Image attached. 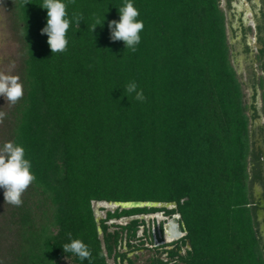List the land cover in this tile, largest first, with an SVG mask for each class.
Listing matches in <instances>:
<instances>
[{"label":"trees","instance_id":"16d2710c","mask_svg":"<svg viewBox=\"0 0 264 264\" xmlns=\"http://www.w3.org/2000/svg\"><path fill=\"white\" fill-rule=\"evenodd\" d=\"M3 2L24 91L4 143L23 146L35 180L21 206L0 214V264H135L128 254L143 249L154 254L141 264H264L250 206V116L220 0H132L144 24L135 51L108 26L126 0H62L68 45L54 54L41 34L44 0ZM134 200L175 207L115 208L95 221L92 202ZM156 211L178 214L185 234L149 248L143 219L109 230L110 219ZM68 233L90 259L64 253Z\"/></svg>","mask_w":264,"mask_h":264},{"label":"clouds","instance_id":"9594fccd","mask_svg":"<svg viewBox=\"0 0 264 264\" xmlns=\"http://www.w3.org/2000/svg\"><path fill=\"white\" fill-rule=\"evenodd\" d=\"M40 7L47 10V24L41 30V34L47 35V43L51 52L54 54L66 51L68 45L66 36L71 23L68 19L66 4L62 0H44ZM118 11L120 19L112 20L108 25L110 37L113 41H123L126 49L135 51L136 45L141 40L140 32L144 28L143 21L137 19L140 13L134 7L132 0H126L124 6L118 8ZM79 20L80 17H77V25H79ZM103 24L101 25L100 21H97L93 25L92 31L95 32L96 27L103 26ZM136 88L137 85L131 83L128 85L127 91L132 93L136 91ZM23 95V85L19 82V77L0 71V96L5 99L6 104L15 105ZM136 99L140 101L145 99L142 91L136 93ZM5 115L3 111H0V123L3 122ZM34 180L31 162L25 158L23 146L11 141L0 146V189H3L5 204L21 206L23 203L21 197ZM176 215L178 214L167 215L172 220V225L177 223L176 219H179V217H175ZM68 236L71 242L63 245L64 253H73L82 261L90 259L91 253L87 245L80 239H71V233H68Z\"/></svg>","mask_w":264,"mask_h":264},{"label":"flooded vegetation","instance_id":"af4514ba","mask_svg":"<svg viewBox=\"0 0 264 264\" xmlns=\"http://www.w3.org/2000/svg\"><path fill=\"white\" fill-rule=\"evenodd\" d=\"M230 61L243 84L251 144V207L264 241V0H220ZM258 177L256 180L255 178Z\"/></svg>","mask_w":264,"mask_h":264},{"label":"rangeland","instance_id":"374dc122","mask_svg":"<svg viewBox=\"0 0 264 264\" xmlns=\"http://www.w3.org/2000/svg\"><path fill=\"white\" fill-rule=\"evenodd\" d=\"M4 0H0V71H3L5 74H11L14 76L19 77V63H20V43H19V37L18 35L12 31L10 28V20H9V14L6 11V8L4 6ZM19 82L20 81L19 77ZM14 108V105L12 104H6L5 99L0 96V111H3L6 115L3 119V122L0 123V146L4 144L6 135H7V126L9 124V113ZM108 205V207H105L104 205ZM95 221L99 223L100 219L105 218L107 211H114L115 207L111 203H104L101 204L99 202H92L91 203ZM6 205L4 201L3 191L0 189V214L2 211H4ZM156 208H163V207H156ZM169 209V208H167ZM167 214L163 213V211H156L154 213H147V214H139L129 217H122L120 219H110L107 221V224L110 225L109 230L112 231L116 229V227L112 225H124L131 219H143L145 222V227H149L151 235H152V242L153 245L150 247L160 246V245H166L171 244L173 240V237L182 236L185 234L184 230H181V233L177 236V224L174 223V230L172 229V223L170 219H168L169 226L165 227L163 223H159L161 218L166 217ZM168 218V216H167ZM97 223V224H98ZM113 223V224H111ZM167 223V222H166ZM101 235V231L99 232ZM143 227H139L137 231V238L140 239L142 237L143 239ZM175 234V235H174ZM137 241H134L136 243ZM171 242V243H169ZM124 244V242H123ZM171 246H165V248H172ZM185 248V247H184ZM184 248L181 249V254L184 253ZM120 251H126V247L121 248ZM154 254V251L152 249H146V250H137L134 252H131L128 254V256L133 259L136 257L135 264H141L149 257H152ZM162 258H166L165 254L162 255ZM62 264H72V261L70 258H64L61 261ZM108 264H114V261L112 258L107 259ZM126 264V263H124Z\"/></svg>","mask_w":264,"mask_h":264},{"label":"water","instance_id":"95a60500","mask_svg":"<svg viewBox=\"0 0 264 264\" xmlns=\"http://www.w3.org/2000/svg\"><path fill=\"white\" fill-rule=\"evenodd\" d=\"M111 203L115 208L120 209H128V208H141V207H163V208H173L175 207L174 202H156V201H115V202H108ZM261 207L264 209V204L261 205ZM98 221V220H96ZM98 223V222H97ZM101 229L98 227V232H100Z\"/></svg>","mask_w":264,"mask_h":264},{"label":"built area","instance_id":"2783aa9c","mask_svg":"<svg viewBox=\"0 0 264 264\" xmlns=\"http://www.w3.org/2000/svg\"><path fill=\"white\" fill-rule=\"evenodd\" d=\"M175 217L177 218V217H179V216L176 215ZM168 219H169V218H167V217L161 218L159 223L162 222L163 225H165V227H167V226H169V223H168L169 220H168ZM170 221H171V223H173L171 219H170ZM166 222H167V223H166ZM176 224H177V223H176ZM178 226H179V225L177 224V228H178ZM171 227H172V229L174 230V225H172ZM177 233H178V234H177V236H178V235L181 233V231L178 229ZM174 235H175V234H174ZM182 236H183V235H182ZM182 236H180V237H182ZM180 237H178V238H180ZM175 239H177V238H176V237H173V240H172V241H174ZM172 241H171V242H172ZM169 243H170V242H169Z\"/></svg>","mask_w":264,"mask_h":264},{"label":"bare ground","instance_id":"6f19581e","mask_svg":"<svg viewBox=\"0 0 264 264\" xmlns=\"http://www.w3.org/2000/svg\"><path fill=\"white\" fill-rule=\"evenodd\" d=\"M99 203H101V204H104L105 202H99ZM109 205V204H108ZM108 205L106 204V205H104L105 207H108Z\"/></svg>","mask_w":264,"mask_h":264}]
</instances>
